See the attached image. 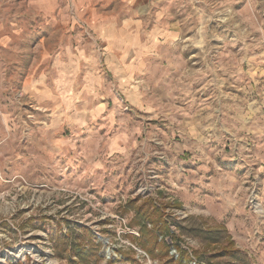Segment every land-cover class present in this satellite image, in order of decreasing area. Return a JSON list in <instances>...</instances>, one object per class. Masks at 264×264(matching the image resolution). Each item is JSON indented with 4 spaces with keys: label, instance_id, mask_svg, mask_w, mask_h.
Instances as JSON below:
<instances>
[{
    "label": "rangeland",
    "instance_id": "1",
    "mask_svg": "<svg viewBox=\"0 0 264 264\" xmlns=\"http://www.w3.org/2000/svg\"><path fill=\"white\" fill-rule=\"evenodd\" d=\"M6 2H21L23 14L21 39L0 47V264H261L247 235L229 231L232 210L173 189H196L175 177L203 161L166 144L181 142L168 140L182 118L171 109L177 83L199 89V74L217 62L245 80L249 69L264 70V3ZM109 26L119 48L112 55ZM174 27L179 36L163 32ZM79 48L96 61L78 63ZM235 83L225 92L244 97ZM212 94L197 90L196 103ZM217 163L238 177L262 167L239 155ZM248 180L256 185L249 208H264V171Z\"/></svg>",
    "mask_w": 264,
    "mask_h": 264
},
{
    "label": "clouds",
    "instance_id": "2",
    "mask_svg": "<svg viewBox=\"0 0 264 264\" xmlns=\"http://www.w3.org/2000/svg\"><path fill=\"white\" fill-rule=\"evenodd\" d=\"M261 2L264 3V0ZM259 62L264 63V59ZM219 68L225 69L226 76L219 74ZM246 75L251 79L245 80L239 73L229 72L228 64L217 62L199 74V89L193 88L197 81L177 83V95L172 98L171 109L182 118L172 120L170 127H176L168 140L173 141V137L179 135L181 142L177 144L173 141L166 147L178 153L188 148L195 154L191 159L203 161L194 172L181 171L175 177L186 176L189 184L194 181L198 185L196 189L189 192L186 187L179 188L176 184H173V189L183 193V199H198L219 212L232 210L234 215L227 225L229 231L235 226L244 232L252 241L250 247L259 253L261 264H264V242L257 236L259 233L264 237V219H261L264 208L255 211L249 208L256 185L248 180L253 175L258 179L259 172L264 171V83L258 79V76L264 77V70L254 72L249 69ZM235 81L242 82L244 97L225 92L224 85L227 83L236 87ZM209 87L213 88L209 99L196 103L195 92ZM168 94L171 95V91ZM188 98H191V103ZM177 100L189 103L187 109L175 107ZM237 155L249 164L260 163L262 167L238 177L235 171H226L217 163L218 159L232 160ZM246 183H250L251 190L244 186ZM261 192L264 193V188ZM249 254L252 255L251 252Z\"/></svg>",
    "mask_w": 264,
    "mask_h": 264
},
{
    "label": "crops",
    "instance_id": "3",
    "mask_svg": "<svg viewBox=\"0 0 264 264\" xmlns=\"http://www.w3.org/2000/svg\"><path fill=\"white\" fill-rule=\"evenodd\" d=\"M12 6L13 7H11L6 0H0V47H2V51H5L8 47H11V44H14L13 39L19 40L22 36L21 20L23 12L21 9V2H15ZM128 23L132 24L130 22H125L123 27L124 31H126ZM138 23L133 22L134 25H139ZM111 30L112 27L109 26L105 27L103 31V37L107 39L105 50H107V54L109 55L119 52L117 40L114 39L113 35L110 33ZM163 32H166L169 37L179 36V32H177L175 27L172 29L168 28V30L164 29ZM124 48V46L121 47L122 51ZM137 49L138 48H132L129 50V53L137 54ZM78 51V63L96 61L95 56L90 53L88 48H79ZM0 61L2 62L3 59H0Z\"/></svg>",
    "mask_w": 264,
    "mask_h": 264
},
{
    "label": "trees",
    "instance_id": "4",
    "mask_svg": "<svg viewBox=\"0 0 264 264\" xmlns=\"http://www.w3.org/2000/svg\"><path fill=\"white\" fill-rule=\"evenodd\" d=\"M138 212H139V211H138ZM139 214L142 215V216H144V214H143L141 211L139 212ZM142 230L144 231V229H142ZM143 231H142V232H143ZM144 232H145V231H144ZM170 260H172V258H170ZM170 262H171V261L168 260V261H167L166 263H164V264H168V263H170ZM180 263H182V260H180ZM196 264H200V263L197 262Z\"/></svg>",
    "mask_w": 264,
    "mask_h": 264
}]
</instances>
